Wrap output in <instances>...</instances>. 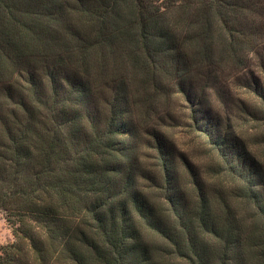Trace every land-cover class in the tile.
I'll list each match as a JSON object with an SVG mask.
<instances>
[{"label":"trees","instance_id":"1","mask_svg":"<svg viewBox=\"0 0 264 264\" xmlns=\"http://www.w3.org/2000/svg\"><path fill=\"white\" fill-rule=\"evenodd\" d=\"M0 210V264H264V0H0Z\"/></svg>","mask_w":264,"mask_h":264},{"label":"rangeland","instance_id":"2","mask_svg":"<svg viewBox=\"0 0 264 264\" xmlns=\"http://www.w3.org/2000/svg\"><path fill=\"white\" fill-rule=\"evenodd\" d=\"M175 138L182 144L184 143H191L188 147L190 148V154L195 159V162L199 165H205L206 161V151L207 147L203 146L197 136L187 129L179 127L178 129L174 130ZM185 146V145H184ZM7 213L4 210H0V253L1 247L11 244L15 241L13 225L9 223L6 219Z\"/></svg>","mask_w":264,"mask_h":264}]
</instances>
